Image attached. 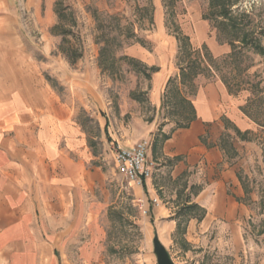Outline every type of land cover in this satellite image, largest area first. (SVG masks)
Listing matches in <instances>:
<instances>
[{
  "label": "rangeland",
  "instance_id": "1",
  "mask_svg": "<svg viewBox=\"0 0 264 264\" xmlns=\"http://www.w3.org/2000/svg\"><path fill=\"white\" fill-rule=\"evenodd\" d=\"M211 2L0 0V97L19 93L37 114L69 113L83 133L69 156H80L94 172L97 185L86 192L85 212L93 211L95 220L76 222L65 236L69 264H157L154 235L174 264H264V0L226 2L236 29L214 14ZM186 63L196 64L197 74L182 84ZM170 83L191 103L214 87L223 111L207 123L220 133L223 162L210 169L200 158L174 180L176 161L162 153L161 135L177 129L188 108L167 92ZM157 88L160 102L166 95L162 108L154 103ZM234 112L247 129L230 118ZM141 139L150 142L149 192L121 175L114 160L118 146ZM199 140L213 145L207 133ZM224 163L242 195L231 183L209 195L242 205L229 221L206 216L192 200L220 178ZM148 193L172 214L150 216L142 206L143 199L152 203Z\"/></svg>",
  "mask_w": 264,
  "mask_h": 264
},
{
  "label": "crops",
  "instance_id": "2",
  "mask_svg": "<svg viewBox=\"0 0 264 264\" xmlns=\"http://www.w3.org/2000/svg\"><path fill=\"white\" fill-rule=\"evenodd\" d=\"M153 92L154 103L159 106L160 89ZM192 105L195 118L189 126L174 129L161 143L162 153L176 161L171 171L173 180L190 165L201 162L200 158L210 169L223 162L216 144L220 133L207 124L213 125L223 113L216 89L205 87ZM36 109L25 99L22 101L19 93L0 97V264H69L64 255L65 236L76 222L89 224L96 216L93 211L85 212L86 192L97 185L92 177L94 172L80 156H69L76 153L74 146L83 133L73 125L69 113L56 114L44 109L37 114ZM230 118L241 120L242 129L250 126L236 112ZM39 121L48 124L36 132L30 128L31 123ZM206 133L213 143L210 147L199 140ZM222 166L220 178L210 179L192 200L204 207L206 216L229 221L239 210L242 212V205L232 196L209 195L211 191L226 190L228 183L236 187V195H242L233 171L227 170V163ZM150 184V180L145 181L148 192ZM146 199L152 203L143 199L142 206L153 218L172 214L153 193H148ZM220 201L226 204L219 205ZM193 224L190 221L188 228ZM168 227L174 228L175 223L170 221Z\"/></svg>",
  "mask_w": 264,
  "mask_h": 264
},
{
  "label": "built area",
  "instance_id": "3",
  "mask_svg": "<svg viewBox=\"0 0 264 264\" xmlns=\"http://www.w3.org/2000/svg\"><path fill=\"white\" fill-rule=\"evenodd\" d=\"M150 142L141 139L130 146H118L114 160L118 172L128 181L141 185L150 177L151 170L147 165V152Z\"/></svg>",
  "mask_w": 264,
  "mask_h": 264
},
{
  "label": "trees",
  "instance_id": "4",
  "mask_svg": "<svg viewBox=\"0 0 264 264\" xmlns=\"http://www.w3.org/2000/svg\"><path fill=\"white\" fill-rule=\"evenodd\" d=\"M229 1V0H227ZM227 1H222V0H212L211 4H212V8L214 7L216 11V13H214L215 15H217L218 17H220V20H223L222 22H225L224 20H227L228 23L226 26L232 28L234 26V28L236 29L237 25L235 22H233L234 20L232 19V17L230 16L229 13V8L227 7ZM195 66L196 64L194 63H186L185 66H181L180 69V74H181V83L184 84L186 81H189L190 79H192L196 74V70H195ZM188 76V77H187ZM171 90L172 92H176L177 95L179 96V100L181 102V104H183L184 106H186L188 108V114L187 116L184 118V120L179 121L180 123L177 125V128H186L189 126L190 122L195 118V109L192 105V103L190 102V100L183 95V93L176 87L171 85V83L168 85V90L167 92ZM165 96L163 95L161 98V102H160V108H162L165 104ZM235 133L238 136H244L245 132L240 131L237 127H234ZM170 137V134H165L163 133L161 135V143L164 142L166 139H168ZM160 143V144H161ZM142 188L144 190H146L145 187V183H142ZM186 208H199L198 205L196 204H189L186 206ZM201 209V208H199ZM203 212L204 210L201 209Z\"/></svg>",
  "mask_w": 264,
  "mask_h": 264
},
{
  "label": "water",
  "instance_id": "5",
  "mask_svg": "<svg viewBox=\"0 0 264 264\" xmlns=\"http://www.w3.org/2000/svg\"><path fill=\"white\" fill-rule=\"evenodd\" d=\"M152 242H153V252L156 256L157 264H174L166 248L160 242L157 235H154Z\"/></svg>",
  "mask_w": 264,
  "mask_h": 264
}]
</instances>
